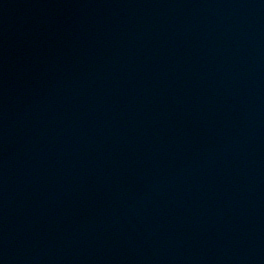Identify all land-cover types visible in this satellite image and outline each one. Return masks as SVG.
<instances>
[{
    "label": "water",
    "instance_id": "95a60500",
    "mask_svg": "<svg viewBox=\"0 0 264 264\" xmlns=\"http://www.w3.org/2000/svg\"><path fill=\"white\" fill-rule=\"evenodd\" d=\"M0 264H264V0H0Z\"/></svg>",
    "mask_w": 264,
    "mask_h": 264
}]
</instances>
